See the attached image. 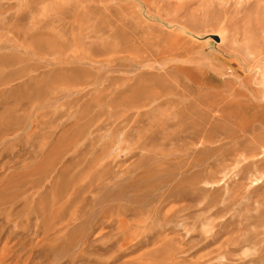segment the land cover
<instances>
[{"label": "rangeland", "instance_id": "1", "mask_svg": "<svg viewBox=\"0 0 264 264\" xmlns=\"http://www.w3.org/2000/svg\"><path fill=\"white\" fill-rule=\"evenodd\" d=\"M261 46L264 0H0V264H264Z\"/></svg>", "mask_w": 264, "mask_h": 264}, {"label": "bare ground", "instance_id": "2", "mask_svg": "<svg viewBox=\"0 0 264 264\" xmlns=\"http://www.w3.org/2000/svg\"><path fill=\"white\" fill-rule=\"evenodd\" d=\"M238 32V31H237ZM263 32V31H262ZM220 38V37H219ZM260 47V46H259ZM263 46H261V48H262ZM262 50V49H261ZM263 50H264V47H263ZM259 51V50H258ZM257 52V51H256ZM263 54H264V52H263ZM252 56V55H251ZM257 56V55H256ZM259 56V55H258ZM263 58V57H262ZM258 61V60H257ZM253 99V98H252ZM256 123V122H255ZM259 138V137H258ZM257 139V138H256ZM260 139V138H259ZM255 142V141H254Z\"/></svg>", "mask_w": 264, "mask_h": 264}]
</instances>
